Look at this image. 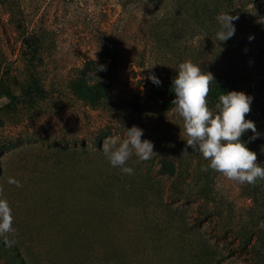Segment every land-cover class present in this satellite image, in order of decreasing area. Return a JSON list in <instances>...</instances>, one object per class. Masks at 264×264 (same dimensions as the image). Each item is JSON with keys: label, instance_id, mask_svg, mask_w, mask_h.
<instances>
[{"label": "rangeland", "instance_id": "374dc122", "mask_svg": "<svg viewBox=\"0 0 264 264\" xmlns=\"http://www.w3.org/2000/svg\"><path fill=\"white\" fill-rule=\"evenodd\" d=\"M251 5L262 12L264 0ZM251 5L236 32L235 59L211 54L214 36H192L187 26L179 33L157 11L141 25L116 0H25L55 40L44 53L43 93L30 101L20 89V46L0 18V52L18 80L9 109H1L9 98H0V198L15 229L11 245L0 238V264H264V181L239 185L202 171L208 161L186 149L182 119L158 94L186 60L215 78L234 75L238 92L252 98L245 119L258 134L250 139L249 130L241 142L264 167V30L254 27L264 15ZM6 9L0 0V17ZM99 36L111 37L120 56L111 102L92 107L70 83L86 60L98 61ZM216 103L208 106L215 111ZM132 126L156 155L146 162L133 155L127 175L100 149L109 137L126 139Z\"/></svg>", "mask_w": 264, "mask_h": 264}, {"label": "trees", "instance_id": "16d2710c", "mask_svg": "<svg viewBox=\"0 0 264 264\" xmlns=\"http://www.w3.org/2000/svg\"><path fill=\"white\" fill-rule=\"evenodd\" d=\"M2 6H6V13L3 12L1 17L9 25L11 34L15 41L18 42L21 49V59L25 80L20 85L22 94L29 101L43 93L44 87L41 84L43 77V59L47 45L52 42L55 44L53 37H50L49 26L44 22L43 15L30 16L26 12L25 0H1ZM89 1V0H87ZM97 2L99 0H90ZM120 8L128 11L129 18L139 20L142 25V19L146 17L149 11L158 12L161 17L174 24L180 33L184 32V27H188L192 36L209 34L214 36L220 28L217 17L221 13H228L236 16L238 19L233 21L235 34L233 37L219 45L223 50L220 51L216 45H212L211 54L221 53L222 56H232L237 59V41L236 32L242 26L243 14L248 12V5L254 4L258 0H116ZM251 9L264 15V9L251 5ZM3 14L6 15L3 16ZM260 17V15H258ZM1 19V20H2ZM3 22V20H2ZM1 22V23H2ZM260 22V21H259ZM255 24L259 31L264 30V26L259 27L262 23ZM3 26V25H2ZM180 27V28H179ZM199 29V30H198ZM3 31V30H2ZM186 31V30H185ZM3 35L6 37V33ZM197 38V37H196ZM49 42V43H48ZM98 43V61L94 59L86 60L82 67L78 68L76 79L70 83V89L81 97L87 104L92 107H105L112 99L111 93V73L116 67L120 51L113 39L109 36H99ZM218 43V41H217ZM220 51V52H219ZM3 51L0 52V98L8 97L9 102L1 109H9L17 100L14 94V87L18 84L15 76L10 75V70L3 60ZM103 65L106 70L96 71V67ZM96 71V72H95ZM14 80V81H13ZM17 87V86H16ZM211 91L207 97L210 104L219 102L221 94L230 91L238 92V84L234 75H223L218 78L214 77V83L210 85ZM158 94L162 95L164 101L163 107L172 106L175 99L172 90V81L166 84L164 89ZM142 101H135L131 105L139 108Z\"/></svg>", "mask_w": 264, "mask_h": 264}, {"label": "clouds", "instance_id": "9594fccd", "mask_svg": "<svg viewBox=\"0 0 264 264\" xmlns=\"http://www.w3.org/2000/svg\"><path fill=\"white\" fill-rule=\"evenodd\" d=\"M236 19L238 17L228 13L218 15L220 28L216 33V47L220 51L223 49L219 45L235 34L233 21ZM98 70L106 69L100 65L96 67ZM176 73L172 80L175 95L171 102L174 106L172 111L182 119L186 149L199 152L208 161L201 170L211 169L239 185L255 186L258 180L264 181V167L256 162V153L241 142L242 135L249 130L254 134L250 139L258 137L254 122L245 119L250 113L252 98L242 92L230 91L219 96L213 111L207 101L210 85L214 83L213 74L202 71L191 60L181 62ZM147 79L157 86L161 83L154 74H150ZM125 132L126 139L109 137L102 143L100 150L112 167L119 168L123 174L133 175L134 168L126 166L133 155L138 158V162H146L156 153L151 141L141 139L142 129L132 126ZM7 183L22 187L20 181L12 177L8 178ZM2 193L3 188L0 187V197ZM13 222L12 209L7 199L0 198V238L6 245L13 243L9 239V236L15 234Z\"/></svg>", "mask_w": 264, "mask_h": 264}]
</instances>
